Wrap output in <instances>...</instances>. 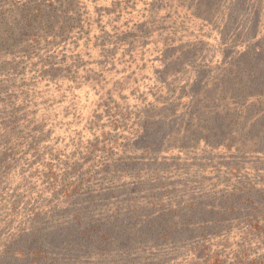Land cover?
<instances>
[{
    "label": "trees",
    "instance_id": "1",
    "mask_svg": "<svg viewBox=\"0 0 264 264\" xmlns=\"http://www.w3.org/2000/svg\"><path fill=\"white\" fill-rule=\"evenodd\" d=\"M129 1L117 11L120 0H0V143H7L5 148L26 146L38 155L55 130L30 117L27 98H14L23 58L26 62L38 53L34 74L46 78L61 71V53H93L112 61L134 47L145 28L140 20L146 18L161 35L153 49L173 53L164 66L159 64L164 76L159 82L165 86L148 107L130 109L113 93L108 97L113 103L104 108H92L93 103L71 112L82 123L74 126L80 145L86 144L87 156L106 172L111 188L80 209L84 180L68 183L80 169H49L51 181L43 184L47 189L56 185L64 208L51 206L50 212L36 213L30 229L26 225L32 221H23L16 231L2 234L0 264H149L155 259L164 264L175 257L192 264H232L225 255L227 239L243 226L248 231L240 238L255 234L264 244V0H175L179 6L173 12L160 14L156 7L151 15ZM203 29L214 30L219 41L201 36ZM230 43L244 48L222 64L226 49L232 51ZM208 49L221 62L210 79L199 68L186 85L171 83L172 73L186 76L185 67ZM18 53L22 58H16ZM69 65L61 67L70 71ZM224 72L233 73L239 85ZM74 81L64 80L68 88ZM104 116L108 122L94 123ZM6 155L0 154V177L5 178L15 160ZM123 178L127 183L117 186ZM100 179L102 190L106 185ZM4 205L1 209L18 207L16 202ZM110 212L114 217L107 221L104 215ZM67 214L72 217L65 221ZM12 224L13 219L0 220V225ZM247 242L235 260L250 259ZM116 243L120 249H114ZM250 262L264 264V256Z\"/></svg>",
    "mask_w": 264,
    "mask_h": 264
},
{
    "label": "rangeland",
    "instance_id": "2",
    "mask_svg": "<svg viewBox=\"0 0 264 264\" xmlns=\"http://www.w3.org/2000/svg\"><path fill=\"white\" fill-rule=\"evenodd\" d=\"M125 1L120 0L119 3L121 6L116 8L117 11L125 7ZM158 1L156 4L152 0H131L128 4L129 6H135V9L142 14H150V10L156 7L161 9L160 14L167 13L169 10L170 12L174 11L175 0ZM110 2L112 1H109V4ZM149 2L152 5H149ZM177 6H179V3L176 4ZM102 13L104 14V8H102ZM140 21L145 24V28L135 39L136 44L127 55L124 56L119 53L115 60L111 61V59L103 56L96 59L93 53L88 55L84 54L83 56H78L74 51H70L65 56L61 53L57 58L61 71L55 77L48 75L47 78L42 77L40 73L34 74V70L37 71L39 67H33V59L37 60L41 57L38 53L35 52L33 55H30L31 57L26 62L23 58L19 64L21 66L19 70H22V75H17L16 93L18 94L14 98L17 96L27 98L29 107L26 109L30 110V117L36 121L42 120L45 127L54 126L55 130L47 137L49 141L42 142L39 147L40 154L38 155L33 154V149H29L26 146L21 149H13L11 145L5 148V145H8L7 143H0V154H7L6 156L10 157V159L12 157L15 159L11 171L7 173L8 176L6 178L3 175L0 177V203L3 206L6 203L10 205L13 202L18 204L16 209L8 208L9 210H7L6 208L1 209L0 207V220L3 217L7 220L13 219V224L10 226L0 225V236L2 234L6 236L10 228H14L16 231L19 224L23 221H32V223L26 225L30 229L36 213L50 212L51 206L64 208L66 203H63L60 192L54 193V187L56 185L54 184L53 188L47 189V186L43 184L44 182L51 181L52 177L46 174L49 169L60 172L61 169H69L66 165L75 166L80 169V175L75 176V174H72L68 177V183L70 184L78 181V179H82L81 182L84 180L80 190V197H77L79 198L78 205L81 204L80 209L83 206L85 208L89 207L93 197L98 198L103 190L111 188L109 180L103 176L106 172L100 170V167L97 168V165H94L93 158L87 156L88 150L86 151V144L80 145V142H83V140H78V134L74 131L76 130L74 126L77 127V125H81L82 123H79V116H73L71 112L78 111L81 108L90 109L93 103L92 108L95 105H97L96 108H104L105 103H113V100H108L109 94L113 93H115L113 99H118V102L130 109L148 107V105L153 104L151 102L154 98L155 100L158 98L155 97V94L159 93L162 86H165L164 82H159L160 78L164 77L160 75L161 68L159 64L164 66L165 62L170 60L173 53L166 51L160 54L158 51H155L152 44L159 40L161 35L158 31H155L156 29L151 20L150 23L148 18ZM199 34L206 39L209 38L213 41H219L218 34L214 30L208 31L207 29H203V33ZM157 35H160V37H157ZM230 44L231 47L228 49L232 51L228 52L226 49L227 53L221 60L222 64L230 59L238 50L244 48L242 44ZM221 45L225 48L224 43H221ZM204 51H202L196 63L193 62L190 66L185 67V70L189 72L186 76L181 77L179 72L172 73L173 75L169 77L172 78L170 80L172 81L171 83L177 86L186 85L199 68H204L207 71L205 77L207 80L210 79L208 77L212 76L220 68L219 63L221 62L220 59L211 55L209 49ZM219 51L222 52L223 50ZM41 54H43V51ZM16 58H22L21 53H18ZM65 64L73 66H71L70 71H67L65 67H61ZM79 66L80 68H78ZM211 67H214V69H209ZM182 68L180 67L179 70ZM225 73L227 76L233 77L235 80L233 84H238L237 78L234 77L233 73L224 72L222 74ZM72 77L75 81L68 84V88L65 85L67 81L64 82V80ZM88 78L90 81H88ZM89 86H91L90 90L87 89ZM230 90H234V86L230 87L228 91ZM145 94H147L146 97H144ZM34 103H37L38 106L33 107ZM33 110L35 113H33ZM107 118L104 116L94 121V123L97 122L99 125H103L109 121H107ZM89 126L92 125L90 124ZM45 135L47 134L45 133ZM2 136L3 132H0V139L4 140ZM89 169L91 170L88 171ZM86 174L90 176L87 182L85 179ZM100 175V181L106 185L102 190L101 188L104 186H99L96 181L99 180ZM125 183H127L126 178H123L121 181H116L117 186ZM57 190L60 191V189ZM120 197H123V194ZM70 217L72 215L67 214L65 221H68ZM113 217L111 212L108 214L105 213L104 215L107 221ZM92 220L96 221L97 219L94 218ZM246 231H248L246 226L234 229L227 239L229 240L230 246L225 251V255L228 261H232V264H249L251 263L250 260L264 256V244L261 242V238L255 234H252V238H240L243 236L240 234ZM232 234H235L236 237ZM245 240H248L247 246L250 252V259L248 261L235 260L236 251L241 249L243 246L242 243ZM120 247L121 243H116L114 249L117 250ZM88 256L94 259V256H90L89 254ZM151 256L153 259L152 253ZM16 262L19 261L17 260ZM142 262H146L145 264H147V261ZM149 264H157L156 259L149 260ZM164 264H192V260L175 257L165 261Z\"/></svg>",
    "mask_w": 264,
    "mask_h": 264
}]
</instances>
